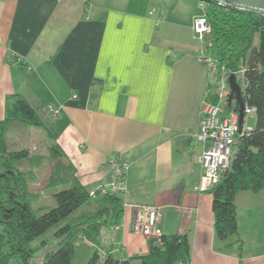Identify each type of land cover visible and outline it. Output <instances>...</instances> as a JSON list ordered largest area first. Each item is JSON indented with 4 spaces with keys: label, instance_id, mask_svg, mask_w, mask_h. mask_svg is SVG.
I'll return each instance as SVG.
<instances>
[{
    "label": "crops",
    "instance_id": "1",
    "mask_svg": "<svg viewBox=\"0 0 264 264\" xmlns=\"http://www.w3.org/2000/svg\"><path fill=\"white\" fill-rule=\"evenodd\" d=\"M200 3L0 0L2 144L29 151L26 140L37 134L17 120L1 126L9 98L20 95L41 109L45 125L37 128L53 140L51 156L65 162L40 191H33L37 179L30 184L33 198L50 188L54 197L71 179L96 192L109 184L103 168L111 157L131 163L121 220L99 236L85 230L76 237L91 235L88 261L95 253L123 260L149 254L155 239L135 233L133 221L134 208L152 206L162 235L188 236L192 264H264V190L236 195L238 237L227 241L216 235L211 192L196 191L203 172L201 110L215 102L193 30L204 14ZM50 106L60 110L55 119ZM31 162L30 154L19 170Z\"/></svg>",
    "mask_w": 264,
    "mask_h": 264
},
{
    "label": "trees",
    "instance_id": "2",
    "mask_svg": "<svg viewBox=\"0 0 264 264\" xmlns=\"http://www.w3.org/2000/svg\"><path fill=\"white\" fill-rule=\"evenodd\" d=\"M205 4L213 30L210 53L228 72L243 71V100L256 110L254 128L240 137L230 171L211 190L216 235L219 240L227 241L238 237L236 195L242 191L264 190V17L216 2ZM228 109L239 112L235 95H231ZM12 120L33 127L45 125L41 109L34 108L20 95L9 98L1 126ZM2 138L0 132V264H10L20 258L24 264H30L35 253L30 244L54 229L59 248L49 253L43 264H71L76 237L85 230L99 236L103 227L121 220L122 197L110 193L92 196L76 179L54 193L55 208L36 215L32 207L35 198L29 189L33 177L18 167L30 153L8 150ZM52 150L53 154L59 153L57 147ZM154 242L147 255L123 260L112 253L104 258L95 253L87 264H192L187 235H162ZM237 243L242 246L239 238Z\"/></svg>",
    "mask_w": 264,
    "mask_h": 264
},
{
    "label": "built area",
    "instance_id": "3",
    "mask_svg": "<svg viewBox=\"0 0 264 264\" xmlns=\"http://www.w3.org/2000/svg\"><path fill=\"white\" fill-rule=\"evenodd\" d=\"M201 8L206 14V4L203 1ZM154 12L155 10L151 14ZM193 30L202 44L198 62L206 67L213 78L212 85L217 88L215 91H209V93L213 92L215 102L204 103L202 106L198 133L199 140L204 144V151L200 158L203 172L196 191L206 193L218 186L230 171L239 139L251 131L248 123L250 119L255 118L256 110L245 105L243 128L240 132L239 112L228 109L232 95L229 77L231 74L237 77V74L220 67L219 61L210 53L214 44L213 30L206 15L195 19ZM241 73L243 74V71ZM244 84L243 80V87ZM241 89L243 90L242 86ZM47 111L54 119L60 115V110L51 106ZM130 168V162L116 156L111 157L103 168L109 172L108 188L98 189L91 195L110 193L127 198L129 191L126 180ZM159 219V213L155 207L134 208L133 230L144 237L159 239L162 236Z\"/></svg>",
    "mask_w": 264,
    "mask_h": 264
},
{
    "label": "rangeland",
    "instance_id": "4",
    "mask_svg": "<svg viewBox=\"0 0 264 264\" xmlns=\"http://www.w3.org/2000/svg\"><path fill=\"white\" fill-rule=\"evenodd\" d=\"M199 5L201 6V3ZM237 82L243 87V74L241 72L237 74ZM212 89L215 91L217 88L212 85ZM249 125L253 127L255 125V119H251ZM31 129L32 132H36L37 134L34 136L32 135L30 138L28 137L24 147L29 149L33 163L31 162L32 164L30 163V165L26 164L27 166L25 171L31 173V176L33 177L31 179L32 185L38 182V186L33 190L38 192L41 190L42 186H45L47 179L52 177V175L56 172L54 168H57V164H61L63 167L65 162L61 161L62 159H55L51 156L50 147L54 145V142L52 139H50L46 131L37 127H31ZM21 148L23 147H16L18 150H22ZM34 161H38V163ZM65 172H68V169H66ZM35 179H37V182ZM105 188H108V186ZM32 207L35 214L38 216H41L45 212L55 208L56 200L53 197V189L50 188L39 192V198L32 202ZM55 231V229L50 230L45 235L39 237L30 244V249L35 251L34 257L30 259V264H43L47 255L59 248V240L54 236ZM83 236L85 239H75L73 241L76 246V252L71 264H87V259H89L87 258L89 257L88 252L90 250L87 247V243L89 242L87 239H91V235L88 232H85ZM44 242H46V245L43 246L42 244ZM10 264H24V262L20 258L14 259L12 262H10Z\"/></svg>",
    "mask_w": 264,
    "mask_h": 264
},
{
    "label": "water",
    "instance_id": "5",
    "mask_svg": "<svg viewBox=\"0 0 264 264\" xmlns=\"http://www.w3.org/2000/svg\"><path fill=\"white\" fill-rule=\"evenodd\" d=\"M203 1L216 2L225 7H230L239 11L258 14L264 17V0H203ZM229 85L232 91V95H235L236 100L239 103V126H240V132H242L243 122H244L245 102L243 100L241 86L238 84L237 77L235 74L230 75Z\"/></svg>",
    "mask_w": 264,
    "mask_h": 264
}]
</instances>
